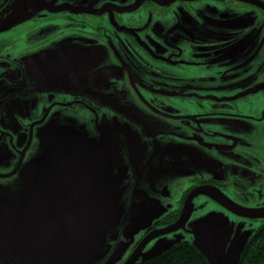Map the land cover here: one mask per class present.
<instances>
[{"label": "flooded vegetation", "instance_id": "af4514ba", "mask_svg": "<svg viewBox=\"0 0 264 264\" xmlns=\"http://www.w3.org/2000/svg\"><path fill=\"white\" fill-rule=\"evenodd\" d=\"M92 1L84 8L81 0L73 7L50 10L41 1L25 0L27 6L22 7L17 0H0V21L19 11L18 4L22 9L17 17L25 10H43L29 21L37 24L35 29L16 36L18 31L7 27L0 34V47L11 45L9 50H20L22 40L25 53H37L27 65L12 61L13 52L0 54V196L32 195L28 164L42 147L50 146L46 141H51L55 131L44 125L53 114L69 116L66 112L78 111L86 116L84 133L97 150L87 152L89 161L104 173L109 155L100 148L112 151V160L120 163L111 181L117 189H124L125 212H137L145 221L117 264H124L148 236L177 224L188 197L197 189H217L235 212L199 195L191 200V218L182 227L214 211L230 221L264 223V219L241 215L245 210L264 211V66H231L209 77L204 75L217 66L151 63L156 58L146 41L150 30L148 24L141 28L138 19L143 15L156 18L162 12L168 17L174 7L187 4L193 11L198 2L222 6L244 17L234 25V36L202 41L184 35L180 44L174 42L176 48L186 45L190 56L209 57L217 46L224 48L250 34L257 19L249 18L264 13V0H199L173 6L167 5L168 0H133L130 7L112 0L102 4L100 13L88 14L98 4L91 5ZM64 41L67 47L48 52L50 44ZM40 51L48 53L34 61ZM213 79L232 83L214 94L203 92L200 88H208ZM239 85L245 89L232 93ZM126 97L134 103L131 108L124 104ZM89 170L84 167V181H90ZM179 177L180 189L173 200L170 197L166 213L154 217L156 211L137 203V197L149 193L157 178L168 185ZM43 178V174L37 176V192L43 194L46 186L48 193L59 194L58 186L44 185ZM24 203L27 206L29 201ZM24 227L27 234L26 223Z\"/></svg>", "mask_w": 264, "mask_h": 264}, {"label": "rangeland", "instance_id": "374dc122", "mask_svg": "<svg viewBox=\"0 0 264 264\" xmlns=\"http://www.w3.org/2000/svg\"><path fill=\"white\" fill-rule=\"evenodd\" d=\"M31 1H41L44 4H47L50 7V10H54L62 8L61 6L73 7V5L79 4L81 0H28V2ZM115 1L118 2V5L130 7L133 0ZM196 1L199 0H168L167 5L173 6L178 2ZM89 2L90 0H83V8L86 7ZM103 3H113V1L100 0L96 2V0H93L91 5L97 4L95 9L87 10L86 13H100L102 11L101 6ZM198 4L199 6L193 11L192 7L188 6V4L185 5L186 9L184 7H174L168 17L167 12H162L158 14L156 18L154 15L151 17L143 15L138 18L141 21V28L148 24V30H150L149 33H146L148 35V39H146V41L147 45L150 47L151 54L156 58H151V63H156L162 66H165L166 62L172 66H217L216 71L207 72L204 75L209 77L216 76L217 72L227 71L231 66H264V34L261 32L264 28L261 27L262 21L259 18V14L261 13H256V18H249L257 19V22L255 21L256 25L248 31L250 34H245L242 38L236 39L233 43H229L231 45L224 48L219 47L217 49V46L209 57L197 58L190 56L189 51L186 50V45L176 48L174 42L176 41L177 44H180V39L184 37V35L186 37H193L197 40L202 39V41H220L228 35L234 36L236 34L235 31H237V29L234 28V25L239 21L244 20V17L237 16L234 12L227 10L225 7L222 9L220 8L222 7L220 5H217L220 7H214V4L207 2H198ZM26 6L27 4L25 7ZM193 6H196V4ZM41 11L43 10H25L15 19V22L11 24L7 30L13 28L18 31L16 36H20L22 32L25 33L26 31L35 29L37 24H32V22L29 21H34L38 16H40ZM261 15H264V13ZM5 31L6 29L1 30L0 34H3ZM20 43L23 47L20 50H16L14 48L13 49L15 51L9 50L11 45H7L4 48L0 47V54H7L8 52L6 51L13 52L12 61L27 65V63L31 62L30 58L37 53H25L23 50H25L26 46L22 40ZM63 46L67 47V42H54L50 44L48 47L50 49L47 50L51 54L55 53L58 47ZM165 47H167V50L164 49ZM203 49H206V47ZM44 51H40V53L35 56L34 61L42 58L43 55L48 53L46 51L44 54ZM130 51L135 52V49L131 48ZM138 53L142 55L139 51ZM250 55H253L252 60H248V56L250 57ZM221 67H224L225 69H220ZM249 72H251V69ZM213 80L214 82L209 83L210 85H208V88L201 87L200 89L203 92L214 94L217 93L216 91L218 89H226L232 83L228 81L218 82L215 79ZM7 86H9V84H7ZM242 89H245L244 86L239 85L236 86V90H232L231 92L236 93L242 91ZM124 100H126L124 104L129 108H131V104L134 105L130 97H126ZM72 112L73 113L66 112L69 116L60 113L56 115L53 114L48 119L47 124L44 125V127L49 128V131L52 127H54L55 131H57L54 148L58 147L60 149H64V146H61L64 144L72 147L73 149L77 148V145H72L70 142L74 140L76 132L86 130V116L84 114H80L78 111ZM59 140H65L68 143L64 142V144H61L58 142ZM48 151L49 149L42 147L40 153L46 154ZM72 153L73 151L69 150H67V152H59L60 155H71ZM180 179L182 178H176L175 181H172L167 185L165 180L157 178L154 184H152V187H150L149 193H145L144 195L137 197V203L139 205L146 203V207L150 208L152 212L156 211V215L154 217H158V214L166 213L168 207L167 203L169 202L170 197H172L174 193L180 189V186L178 185L181 181ZM118 194L123 197L124 189H119ZM165 195H167V197H165ZM102 197L105 199L116 198L118 202L123 205H125L126 202L124 197L120 198L113 192L106 193ZM57 199L59 200V198ZM171 200H173V197ZM74 206V210L77 213L84 210L77 203L74 204ZM190 218L191 217H189L187 222L190 221ZM100 224V227L91 229L85 228L75 233V242L73 248L71 249V259L68 264H107L106 262L108 259L111 258L113 253L116 252L121 245L130 247L131 240L133 239L134 241L139 236V233L136 234V232L129 229L126 225L108 226V222L105 217H103V219L100 218ZM258 226L259 225L257 224L247 225L232 220L230 221L228 217H224L222 213H218L217 211L209 214H203L198 218V220L186 225L183 230L162 236L150 242L143 250L142 256L137 262L141 263L144 260L143 258L151 254L158 253L163 248L169 247L175 243L188 242L198 246L199 249H201L208 257L211 264H236L247 243L255 234ZM94 243L95 246L91 247ZM23 252H27L29 254L30 260H36L37 257L32 255L31 250L24 248ZM14 257L15 255L7 254L4 259L2 258L3 260L0 259V264H15L12 263ZM115 264H117V262H115Z\"/></svg>", "mask_w": 264, "mask_h": 264}, {"label": "water", "instance_id": "95a60500", "mask_svg": "<svg viewBox=\"0 0 264 264\" xmlns=\"http://www.w3.org/2000/svg\"><path fill=\"white\" fill-rule=\"evenodd\" d=\"M17 1L18 3L22 2L21 6L24 7L25 0ZM21 6L17 5L19 11L22 9ZM17 12L0 21V31L15 22ZM56 135L57 131L54 132L51 141H46L51 143L50 146L45 147L49 151L46 154L40 153L28 164V170H26L27 183L34 186L29 189L33 192L30 193L32 195H28V197L15 194L0 196V259H4L7 254H12L15 255L12 262L15 264H68L71 259V249L75 242V233L85 228L100 227V218L103 219V217L106 218L108 226L126 225L136 234L142 230L140 224L145 221L141 219V215L132 210L127 215L125 206L119 203L116 198L105 199L102 197L106 193L113 192L116 196L123 198L122 195L117 193L120 188L117 189L116 183L111 181L113 169L115 165L120 163L112 160L110 156L112 151L100 148V152L109 155L105 160L107 166L104 173H101L95 169L94 161L92 159L89 161L87 152L97 150L93 147L94 144L89 145L93 142L87 139L88 136L84 131L76 132L74 140L70 142L72 145H77L75 149L64 144V142L68 143L65 140L58 141L64 144L61 145L64 146V149L54 148ZM67 150L73 151V153L71 155L59 154V152H67ZM85 166L88 169L91 168L88 173L90 181H84ZM40 174L44 175V185L58 186L60 192L57 196L48 193L50 189L46 186L42 188L43 194L37 192L35 186L38 182L37 176ZM69 190L75 191V193L69 195V193L63 192ZM199 195L207 196L234 211L233 207L225 203L228 200L217 189H197L188 197L178 223L148 236L124 264H140L137 261H139L143 250L150 242L183 229V222L186 224L191 215V213L188 214V211L191 210L189 204L194 197ZM25 200L29 201L27 206L24 203ZM76 203L84 210L77 213L74 210V204ZM241 215L253 219H264V211L245 210L241 211ZM24 223L27 224V234L24 231ZM133 242L132 239L130 245ZM179 243L165 247L160 252L143 258L144 260L141 263L159 256ZM192 245L211 264L203 251L195 244ZM94 246L95 243L91 247ZM24 248L31 250L32 255L37 257L35 261L30 260L27 252H23ZM128 248L129 246L121 245L106 263H118ZM240 258L236 264H238Z\"/></svg>", "mask_w": 264, "mask_h": 264}, {"label": "trees", "instance_id": "16d2710c", "mask_svg": "<svg viewBox=\"0 0 264 264\" xmlns=\"http://www.w3.org/2000/svg\"><path fill=\"white\" fill-rule=\"evenodd\" d=\"M140 264H209V262L191 243L181 242ZM238 264H264V223L258 226L247 243Z\"/></svg>", "mask_w": 264, "mask_h": 264}]
</instances>
